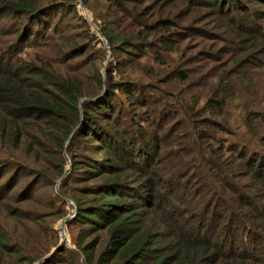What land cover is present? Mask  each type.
<instances>
[{
  "label": "trees",
  "instance_id": "16d2710c",
  "mask_svg": "<svg viewBox=\"0 0 264 264\" xmlns=\"http://www.w3.org/2000/svg\"><path fill=\"white\" fill-rule=\"evenodd\" d=\"M263 95L264 0H0V193L30 180L7 212L54 174L85 264H264ZM239 96L238 140L212 133Z\"/></svg>",
  "mask_w": 264,
  "mask_h": 264
},
{
  "label": "rangeland",
  "instance_id": "374dc122",
  "mask_svg": "<svg viewBox=\"0 0 264 264\" xmlns=\"http://www.w3.org/2000/svg\"><path fill=\"white\" fill-rule=\"evenodd\" d=\"M79 6L82 7L81 4ZM196 39L198 37H195ZM108 45H106V49ZM107 51V50H106ZM109 52H107V56ZM107 56L103 60L102 64V71L103 76L105 75V65L107 63ZM209 60L207 61V64ZM198 64V63H197ZM215 63L211 62V65ZM246 68L254 69L255 72L261 70L260 68L250 67L249 65L245 66ZM196 70H205L204 67L197 68ZM257 76V73H256ZM254 78L249 79L252 81L253 85H249L250 92L253 94L254 90L258 89L260 92V87H262L261 82L255 78V74L253 75ZM237 92V90H235ZM239 95V93H237ZM176 96V95H173ZM258 97V96H257ZM255 101H258V99ZM264 97V95H263ZM261 98V101L263 99ZM240 96L235 98L231 101L230 107L223 111V114L219 116V121L222 124L224 131H220L219 129L214 130L210 126H205V128H212V133L215 135L224 133L225 139H236L238 140V136H240V131L242 130L243 126L242 122H245L243 118L244 112L242 111V102L240 101ZM260 101V102H261ZM250 107H252L250 105ZM264 108V102L262 104ZM67 141L65 143L64 155L66 158V163L64 166V173L66 174L69 171V155L67 153ZM262 144V142H260ZM217 144V143H215ZM263 145V144H262ZM264 146V145H263ZM39 149L36 146H32L30 152L27 155V158L30 159L33 163L37 159L36 156ZM216 151L220 154L230 155L229 152H225V150L219 148V144L216 146ZM81 153L89 152L86 149L81 148ZM1 155V154H0ZM221 163V162H220ZM38 166H41L44 170L48 173L59 166V163L52 158H48L42 155V159L40 162H36ZM174 163H171L169 159V154L166 153L164 150L161 151L160 155V167H158V173L162 176H168L167 173H164V166H173ZM225 168L228 167L226 163H224ZM213 170V169H212ZM215 171V169H214ZM216 172V171H215ZM9 173H12V170L1 172L0 171V185H4L6 182ZM188 179L191 180V183L198 185V182L193 178L192 174H187ZM30 182L29 178L24 176H20L11 183H9L5 191L0 193V233L5 237L4 242L9 245H16L18 247V254L21 257H16L12 252L11 247H2L1 255L0 256V264H22L20 262L21 258H26L24 264H69V261L63 262L59 260V256L57 259H54L50 263H45V260L48 257H51L52 254H55L56 251L64 254L65 256L73 255L75 263L77 264H85L83 254L75 247L72 243L71 231L67 227L65 221L66 217L69 215L73 208V200L68 197L67 194L64 193L63 189L60 188V177H56L52 174L51 178L44 179V181L37 182L35 186H31L29 190L30 199L22 200L21 211L18 212L19 215L13 216L11 212H7V207H13L17 205V201H8L9 196H14V199L20 198L22 192L25 191L27 188L28 183ZM6 185V184H5ZM65 190V189H64ZM7 192V195H5ZM179 194L183 195V190H178ZM190 199L189 196H187ZM186 203L190 204V201H186ZM25 210V212L23 211ZM163 214L161 211L152 212V218H156L157 224H153L151 220H149L148 225L154 229L162 231H167L165 234L162 235H169L172 232L170 226L166 225L162 219L158 220V214ZM164 215V214H163ZM31 219V220H30ZM171 223V222H170ZM61 248H67L68 251H61ZM59 260V262L57 261ZM31 261V262H30Z\"/></svg>",
  "mask_w": 264,
  "mask_h": 264
}]
</instances>
